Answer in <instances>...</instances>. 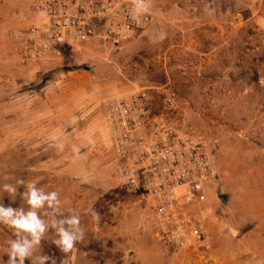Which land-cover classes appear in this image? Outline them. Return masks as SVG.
<instances>
[{
  "label": "rangeland",
  "instance_id": "rangeland-1",
  "mask_svg": "<svg viewBox=\"0 0 264 264\" xmlns=\"http://www.w3.org/2000/svg\"><path fill=\"white\" fill-rule=\"evenodd\" d=\"M35 1L0 0V203L27 210L2 190L23 179L56 191L64 215H79L84 229L65 254L50 228L37 255L49 256L46 264L185 263L157 241L148 203L127 195L96 131L104 99L164 85L178 104V128L205 145L216 169L206 203L213 255L219 264H264V241L243 237L264 220V20L256 0H149L151 20L122 45L92 43L39 62L14 34L35 22ZM11 239L0 224V264Z\"/></svg>",
  "mask_w": 264,
  "mask_h": 264
},
{
  "label": "built area",
  "instance_id": "built-area-1",
  "mask_svg": "<svg viewBox=\"0 0 264 264\" xmlns=\"http://www.w3.org/2000/svg\"><path fill=\"white\" fill-rule=\"evenodd\" d=\"M34 15V23L14 34L26 58L37 62L92 43L122 45L152 18L149 9L137 15L132 0H36ZM255 15L264 20V0H256ZM177 115L164 85L106 98L104 147L119 164L127 195L148 203L157 241L180 253L184 264H219L206 206L216 169L205 145L178 128Z\"/></svg>",
  "mask_w": 264,
  "mask_h": 264
},
{
  "label": "clouds",
  "instance_id": "clouds-1",
  "mask_svg": "<svg viewBox=\"0 0 264 264\" xmlns=\"http://www.w3.org/2000/svg\"><path fill=\"white\" fill-rule=\"evenodd\" d=\"M132 3L137 15L147 12L145 0H132ZM19 185H24L26 190L18 193ZM2 190L13 200L19 195L28 205L25 210L23 207L18 209L5 207L0 203V224L10 228L15 236V239L8 241L7 264H25L26 258H30L32 264H46L51 258L37 253L41 240L45 238L50 228L55 230L57 237L52 243L65 254L71 252L78 242L83 241L84 229L79 215H64L56 191L45 192L35 183L23 179H17L15 184L5 183ZM93 215L99 219L98 213ZM52 264H55V260H52Z\"/></svg>",
  "mask_w": 264,
  "mask_h": 264
},
{
  "label": "crops",
  "instance_id": "crops-1",
  "mask_svg": "<svg viewBox=\"0 0 264 264\" xmlns=\"http://www.w3.org/2000/svg\"><path fill=\"white\" fill-rule=\"evenodd\" d=\"M100 133V136L102 138V145L104 146L103 143V136H102V122L100 121L99 124L97 125V129ZM257 237L258 243H262L264 241V220L259 221V223L255 224L250 230L247 231V233L243 234V237ZM264 244V243H263Z\"/></svg>",
  "mask_w": 264,
  "mask_h": 264
}]
</instances>
